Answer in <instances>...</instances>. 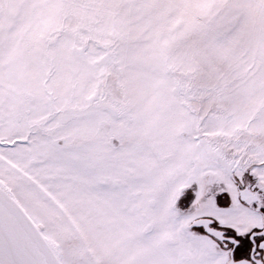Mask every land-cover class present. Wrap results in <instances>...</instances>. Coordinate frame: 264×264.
Segmentation results:
<instances>
[{
	"label": "snow or ice",
	"instance_id": "snow-or-ice-1",
	"mask_svg": "<svg viewBox=\"0 0 264 264\" xmlns=\"http://www.w3.org/2000/svg\"><path fill=\"white\" fill-rule=\"evenodd\" d=\"M0 264H264V0H0Z\"/></svg>",
	"mask_w": 264,
	"mask_h": 264
}]
</instances>
